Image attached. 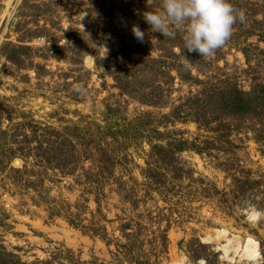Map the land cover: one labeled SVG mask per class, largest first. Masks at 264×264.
Returning <instances> with one entry per match:
<instances>
[{
  "label": "rangeland",
  "instance_id": "rangeland-1",
  "mask_svg": "<svg viewBox=\"0 0 264 264\" xmlns=\"http://www.w3.org/2000/svg\"><path fill=\"white\" fill-rule=\"evenodd\" d=\"M228 2L244 21L177 70L183 32L143 20L161 0H0V264H253L223 258L222 230L264 264L247 215L264 210V106L185 119L204 89L264 86V0Z\"/></svg>",
  "mask_w": 264,
  "mask_h": 264
},
{
  "label": "clouds",
  "instance_id": "clouds-1",
  "mask_svg": "<svg viewBox=\"0 0 264 264\" xmlns=\"http://www.w3.org/2000/svg\"><path fill=\"white\" fill-rule=\"evenodd\" d=\"M244 19V13L234 9L228 0H161L160 11L143 13L150 32L173 38L174 27L183 32V55L186 50L203 58L212 57L228 40L237 20ZM131 32L138 41H144L145 33L138 26H133ZM184 62L186 66L191 65L185 55ZM247 215L257 221L264 220V210L251 205Z\"/></svg>",
  "mask_w": 264,
  "mask_h": 264
},
{
  "label": "trees",
  "instance_id": "trees-1",
  "mask_svg": "<svg viewBox=\"0 0 264 264\" xmlns=\"http://www.w3.org/2000/svg\"><path fill=\"white\" fill-rule=\"evenodd\" d=\"M180 51H181L182 56H183V58H182L183 61H184V55H185L186 58L191 62V65L187 66V67H185L183 65H177V67H176L177 70H184L186 68L189 69L190 67L197 68V66H199L200 57L198 56V54H196V53L188 54L185 50L184 55H183V51H184L183 50V44L180 46ZM160 66H161V63H160ZM121 86H123V87L120 89V93L122 95H127L130 98H133V97H131V93H129V91H128V88H127L128 83L125 82V84L121 85ZM259 86L254 87L255 89H252L251 93H249V94L248 93H242L241 91H237L235 89H232L228 92L227 91L226 92H219L215 98H214V96L217 93L214 90H210L209 88L204 89L202 91V93L206 94V95H204V98L208 102L204 104V103H201L200 99H199V100H196V101H193L192 103H190L189 106L187 105L188 114L186 115L185 119L187 117H191V119H193V121L196 124H201V123H205V118H207V120L209 122L210 121L212 122L213 120L217 121L219 119L218 117L222 114H225L226 112H228L229 114L236 116V117L242 116V115L246 116L248 113L257 110L259 107L264 106V86H260V88H259ZM210 105H214L213 111L210 110ZM215 105H216V107H215ZM208 110H210L212 112H210V114H208V112H207ZM111 112L112 111L110 109H106L107 115ZM180 118L181 117H177V114L174 111L172 113V115L170 114L169 116H167V118H164V119L166 121H168L169 123H174L176 121H179V122L184 121V120H181ZM182 118H184V117H182ZM145 124L147 125V123H145ZM206 125H208V124H206ZM153 129H155V131H156V128L153 127ZM111 130L108 127L106 133L114 134V133H111L112 132ZM114 130L115 129L113 128V132H114ZM157 135L159 136L158 139L162 138V136H165V135H162L161 133H159ZM169 145L170 146L167 147L166 149H162L159 146L153 147L152 152L150 154V158L157 160V156H159L158 154L160 151H161V154L163 152L164 157H166L168 152H171V150H170L171 147H173L175 144H169ZM158 148L160 149V151ZM175 148H180V147L175 145L173 150ZM178 151H179V149H178ZM13 155H11L9 157V161L12 159L11 157ZM161 160H162V158H161ZM154 163H156V162H154ZM148 178L150 180H153L155 183H157L159 180V177L155 174H152V173L148 174Z\"/></svg>",
  "mask_w": 264,
  "mask_h": 264
},
{
  "label": "bare ground",
  "instance_id": "bare-ground-1",
  "mask_svg": "<svg viewBox=\"0 0 264 264\" xmlns=\"http://www.w3.org/2000/svg\"><path fill=\"white\" fill-rule=\"evenodd\" d=\"M250 219L254 220L255 218L250 216ZM216 235L217 237H221V239L225 243V245L220 248L223 253L224 259L228 261H233L234 258H238L240 261L259 264L260 261L259 246L254 239L250 237H246L245 239L240 241L235 236H229V237L228 235L226 236V232L224 230L217 232ZM176 264H186V263L182 262Z\"/></svg>",
  "mask_w": 264,
  "mask_h": 264
}]
</instances>
